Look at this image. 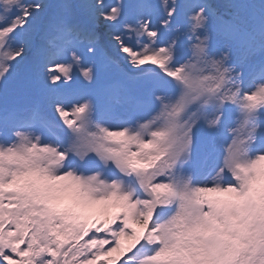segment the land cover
<instances>
[{
  "label": "snow or ice",
  "instance_id": "snow-or-ice-1",
  "mask_svg": "<svg viewBox=\"0 0 264 264\" xmlns=\"http://www.w3.org/2000/svg\"><path fill=\"white\" fill-rule=\"evenodd\" d=\"M0 264H264V0H0Z\"/></svg>",
  "mask_w": 264,
  "mask_h": 264
}]
</instances>
